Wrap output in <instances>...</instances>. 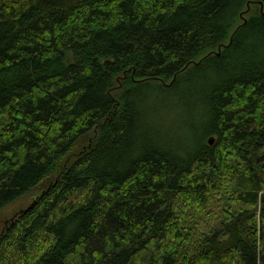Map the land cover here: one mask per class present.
I'll use <instances>...</instances> for the list:
<instances>
[{"label":"trees","instance_id":"obj_1","mask_svg":"<svg viewBox=\"0 0 264 264\" xmlns=\"http://www.w3.org/2000/svg\"><path fill=\"white\" fill-rule=\"evenodd\" d=\"M43 183L0 264H264V0H0V211Z\"/></svg>","mask_w":264,"mask_h":264},{"label":"rangeland","instance_id":"obj_2","mask_svg":"<svg viewBox=\"0 0 264 264\" xmlns=\"http://www.w3.org/2000/svg\"><path fill=\"white\" fill-rule=\"evenodd\" d=\"M45 183L41 184L37 188L31 189L23 197L13 202L8 209L0 211V228L4 221L8 220L13 213H18L25 210L30 204L31 200L35 198L40 190L44 187Z\"/></svg>","mask_w":264,"mask_h":264},{"label":"water","instance_id":"obj_3","mask_svg":"<svg viewBox=\"0 0 264 264\" xmlns=\"http://www.w3.org/2000/svg\"><path fill=\"white\" fill-rule=\"evenodd\" d=\"M209 144H212V140H209ZM31 207H32V205H29L25 210H23V211H21V212H26V211H28Z\"/></svg>","mask_w":264,"mask_h":264}]
</instances>
